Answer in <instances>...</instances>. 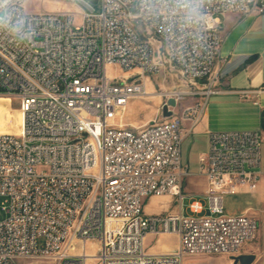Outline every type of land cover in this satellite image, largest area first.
I'll return each mask as SVG.
<instances>
[{
	"label": "built area",
	"instance_id": "2783aa9c",
	"mask_svg": "<svg viewBox=\"0 0 264 264\" xmlns=\"http://www.w3.org/2000/svg\"><path fill=\"white\" fill-rule=\"evenodd\" d=\"M69 1L80 9L78 23L73 13H27L23 0H8L28 35L0 26V95L17 99L22 113L18 134L0 132V264H189L239 255L256 237L258 217L229 214L224 204L257 190L264 137L207 133L197 160L205 206L183 190L190 173L181 145L217 92L218 15H261L264 0H195L193 16L176 0H100L99 10ZM160 72L175 73L187 89L167 100L195 101L123 125L121 111L147 96V79ZM150 196L174 197L179 211L145 215ZM186 198L189 215L181 211ZM146 234H172L176 247L150 253Z\"/></svg>",
	"mask_w": 264,
	"mask_h": 264
},
{
	"label": "crops",
	"instance_id": "0c3cea01",
	"mask_svg": "<svg viewBox=\"0 0 264 264\" xmlns=\"http://www.w3.org/2000/svg\"><path fill=\"white\" fill-rule=\"evenodd\" d=\"M218 20L220 48L214 65L219 78L217 92L208 97L200 121L186 134L181 145V162L190 173L183 181V190L185 182L189 185L191 179L197 181L196 192L184 191L196 199L203 198L206 188V180L197 170V160L206 149L208 132L253 131L264 137V14L226 13L218 15ZM247 92L249 98L242 97ZM262 148L264 141L261 151ZM257 202L258 197L252 205L232 214L248 212ZM143 211L148 216L164 215L177 213L179 207L174 197L150 196L144 200ZM181 211L184 213L183 207ZM152 238L157 239L158 248L147 249L150 253L176 247V237L172 234H146L144 245Z\"/></svg>",
	"mask_w": 264,
	"mask_h": 264
},
{
	"label": "rangeland",
	"instance_id": "374dc122",
	"mask_svg": "<svg viewBox=\"0 0 264 264\" xmlns=\"http://www.w3.org/2000/svg\"><path fill=\"white\" fill-rule=\"evenodd\" d=\"M91 7L99 10L100 0H84ZM24 10L27 13H43L55 12L59 14L73 13L74 23L79 22L80 9L77 5L69 0H23ZM109 74L126 75L118 68H110ZM146 89L149 93L145 97L134 98L129 101L125 108L119 115V120L123 125L140 126L150 122L153 119L160 118V111L162 106L167 103L164 96L170 92H186L185 84L176 76L175 73H158L149 77L146 81ZM173 98V97H171ZM191 98L184 95L183 99L177 101L174 107H170L174 112L179 113L182 108L190 105ZM192 100V99H191ZM20 103L15 98H7L0 95V132H10L18 134L21 127V112L19 110ZM262 161L264 162V148L261 151ZM188 182V181H187ZM197 181H192L187 185L184 183V191L197 190ZM258 197V202L252 207V211L257 214L259 226L256 237L246 244L241 249V254H254L255 260L251 264H264V177L262 178L257 190L254 192H245L229 197L225 200V211L227 213L239 211L247 205H252ZM193 198V197H192ZM200 201L205 206V200L200 198ZM2 199L0 198V204ZM189 198H186L183 203V210L185 215H189L188 205ZM208 212H203L206 215ZM148 250L150 248L157 249V239L152 238L145 246ZM32 264H40V262H33ZM189 264H233L230 256L224 254H205L192 258Z\"/></svg>",
	"mask_w": 264,
	"mask_h": 264
},
{
	"label": "clouds",
	"instance_id": "9594fccd",
	"mask_svg": "<svg viewBox=\"0 0 264 264\" xmlns=\"http://www.w3.org/2000/svg\"><path fill=\"white\" fill-rule=\"evenodd\" d=\"M175 7L177 10L185 11L189 16H193L197 6L195 0H176ZM0 26L7 27L21 39L28 35L24 32V21L15 18L14 12L8 6V0H0Z\"/></svg>",
	"mask_w": 264,
	"mask_h": 264
},
{
	"label": "water",
	"instance_id": "95a60500",
	"mask_svg": "<svg viewBox=\"0 0 264 264\" xmlns=\"http://www.w3.org/2000/svg\"><path fill=\"white\" fill-rule=\"evenodd\" d=\"M175 100L170 98L167 100V103L162 106V115L163 117H169L171 111L168 110V107H174ZM230 259L233 261V264H251L255 260L254 254H241L236 256H231Z\"/></svg>",
	"mask_w": 264,
	"mask_h": 264
},
{
	"label": "bare ground",
	"instance_id": "6f19581e",
	"mask_svg": "<svg viewBox=\"0 0 264 264\" xmlns=\"http://www.w3.org/2000/svg\"><path fill=\"white\" fill-rule=\"evenodd\" d=\"M21 112V111H20ZM21 122H22V113H21ZM21 124V123H20Z\"/></svg>",
	"mask_w": 264,
	"mask_h": 264
}]
</instances>
